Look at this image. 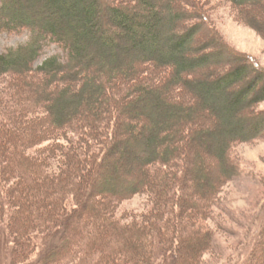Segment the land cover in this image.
Instances as JSON below:
<instances>
[{
	"label": "trees",
	"instance_id": "obj_1",
	"mask_svg": "<svg viewBox=\"0 0 264 264\" xmlns=\"http://www.w3.org/2000/svg\"><path fill=\"white\" fill-rule=\"evenodd\" d=\"M232 1L264 34V0ZM263 103L264 62L201 0H0V259L204 264L246 171L234 147L264 138ZM139 193L147 216H119ZM263 260L264 228L246 264Z\"/></svg>",
	"mask_w": 264,
	"mask_h": 264
},
{
	"label": "rangeland",
	"instance_id": "obj_2",
	"mask_svg": "<svg viewBox=\"0 0 264 264\" xmlns=\"http://www.w3.org/2000/svg\"><path fill=\"white\" fill-rule=\"evenodd\" d=\"M164 7L168 0H160ZM212 13L218 28L239 49L257 55L264 62V34L254 25L245 22L232 0H201ZM172 8H170L171 10ZM169 10V12H170ZM31 32H5L2 35L4 49L30 40ZM63 52L59 44L49 46L47 54ZM264 108V103L262 104ZM132 132V131H131ZM131 133V145L137 150L144 142ZM52 141L38 144L35 151L43 149ZM208 151H206L207 153ZM235 156L245 163L243 175L228 183L222 205L217 208L211 225L217 230L219 241L205 258L204 264H246L262 238L264 228V138L251 142H238ZM221 165V164H219ZM114 180L127 172L119 169ZM219 167V166H217ZM153 209L150 195L139 193L121 201L118 214L128 221L143 219ZM0 264H14L12 255L4 252ZM261 264H264V260Z\"/></svg>",
	"mask_w": 264,
	"mask_h": 264
}]
</instances>
